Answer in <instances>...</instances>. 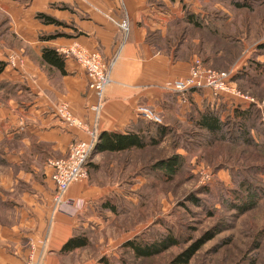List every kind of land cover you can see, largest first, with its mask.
<instances>
[{"label": "rangeland", "instance_id": "374dc122", "mask_svg": "<svg viewBox=\"0 0 264 264\" xmlns=\"http://www.w3.org/2000/svg\"><path fill=\"white\" fill-rule=\"evenodd\" d=\"M238 1L242 0H235ZM244 1L248 6L241 9L230 4V0H176L172 5L168 4L174 11L182 14L186 10L192 13L205 12L208 26L197 28L185 23L173 25L177 19L169 20L164 16V23L155 28L159 30L147 31L144 42L154 55H160L175 66L191 65L187 75L143 88L159 89L166 94L165 104L170 102L172 105L173 102L169 99L172 94L168 90L174 82L185 81L190 77L192 64L196 60L205 69L218 73L229 72L236 76L247 70L249 77L234 79L230 89L237 95L255 99L263 107L259 115L264 120V74H259L252 66L254 61L264 67V52L258 49V45L264 41V0ZM149 3L163 8L164 13L169 12L161 1L149 0ZM121 13L124 16L127 14L123 10ZM54 19L59 25H46L36 18L39 24V41L46 42L49 37L58 39L65 35L64 29L67 26L57 18ZM10 22L9 16L0 14V46L5 45L15 52L17 61L23 66L24 56L28 55L27 58L31 59L34 56L31 55L29 43L10 30ZM213 29L218 32L211 31ZM128 38L123 39L124 43ZM119 58L111 75L112 83L109 88L114 83V71ZM239 67L240 72L237 73ZM4 83L5 81L0 80V113L6 114L10 99L5 98ZM20 87L23 89V84ZM189 96V93L178 96L182 107L178 106L179 109L169 112L165 109L159 111L156 107L145 104L135 107L134 113L140 121L143 120V125L148 124L153 128L154 124H159L172 129L171 134L158 145H149L143 150L133 149L118 154L100 151L102 134L101 119L99 120L96 147L86 166L87 178L78 184L111 189L108 199H111L110 203L116 210L112 212L101 206L107 199L98 201L94 208H89L93 205L90 202L85 216L81 218L85 224L78 231L79 235L87 234L92 241L91 248L83 250V255L90 256L105 248L102 251L107 249L106 256H100L103 264H172L178 257L188 254V264H264V154L249 147L208 141L203 132L188 123L190 116L198 118L196 111H192L193 103L197 106L196 102L193 99L191 103ZM21 101L18 99L19 103ZM184 105L186 106L183 108ZM141 109L156 115L161 123L142 118ZM89 114L92 117L91 123L77 118L92 128L95 123L94 115L91 112ZM73 115L75 116L74 113ZM2 117L3 115L0 119ZM228 131L236 133L234 129ZM14 132L12 127L4 129L3 125L0 126L1 178L19 170L6 159L9 154L15 150L18 153L22 149L29 153V146H24L21 142L14 144L9 139ZM15 133L20 134L19 131ZM86 136L88 140L89 136ZM77 141L79 140L69 145L64 156L52 154L50 149L51 155L45 159L54 161L68 158L72 145ZM26 153L23 163L29 167V154ZM167 161H176V173H167L160 166ZM45 167L50 168L44 164L42 168ZM206 176L210 180L203 183ZM239 179L252 185V193L247 195L242 192L245 195L242 197L244 203H256L254 208L244 213L231 205L234 203V195L231 193L237 189L235 180ZM118 190L123 192L119 193ZM229 193L232 196L227 200ZM4 195L8 196L7 193ZM55 195L56 187L54 199ZM53 212H58L55 201ZM170 228L179 240L178 245L171 246L152 258L139 259L125 246L138 238L140 241H153L156 237H165L171 233ZM103 259L108 263L103 262Z\"/></svg>", "mask_w": 264, "mask_h": 264}, {"label": "crops", "instance_id": "0c3cea01", "mask_svg": "<svg viewBox=\"0 0 264 264\" xmlns=\"http://www.w3.org/2000/svg\"><path fill=\"white\" fill-rule=\"evenodd\" d=\"M157 1L165 3L169 12L164 13L163 8L151 6L149 0H124V7L119 0H0V14L9 16L10 30L29 43L31 55L34 56L32 59L27 58L28 55L24 56L23 66L14 68L7 62V57L16 53L5 45L0 46V62H7L0 80L5 81V98L10 99L6 114L0 113V117L3 115L0 126L3 125L4 129L12 127L15 132H20H14L9 137L14 144L21 142L29 146V153L23 149L18 153L15 150L6 157L19 170L6 178L0 177V264H25L30 245L43 240H46L47 251L43 264H103L100 259L106 256L107 249L102 251L105 248L90 256L83 255V250L92 244L91 239L89 246L83 249L65 253L62 248L84 226V219L81 221V218L85 216L90 202L94 206L89 208H94L98 201L109 197L111 189L73 185L66 197L84 201L86 208L79 210L75 217L62 212L54 213L55 186L50 178L52 170L42 168L53 160L45 159L50 153L64 156L73 141L87 139L84 132L64 125L55 113L56 105L68 102L76 117L91 123L89 109L95 104L96 97L89 88L86 73L74 58L65 56L66 75L56 69L50 73V68L42 63V50L52 48L64 54L80 46L87 51L100 52L106 61L111 60L123 43V35L117 23L121 21L122 10L124 14L127 13L131 32L115 68L114 83L106 93L100 132L124 135L137 132V126H141L134 113L137 105L145 104L159 111L170 110L164 107L167 106L166 94L156 88L143 87L187 75L191 65L175 66L160 55H154L146 46V32L159 30L155 28L164 23V16L169 20L184 18V14L169 7L176 0ZM40 13L62 21L67 26L64 29L66 36L46 42L39 41L36 16ZM193 13L201 14L204 23L208 25L205 12ZM106 16L112 17L115 23ZM237 71H240V67ZM20 84H23V89ZM190 98L192 101L194 99L200 110H203L205 103L216 107L227 105L229 110L237 108L241 103L234 99L218 102L209 92L192 93ZM18 99L22 100L21 103ZM175 101L176 106L180 107L181 100L177 96ZM24 153L29 154V167L24 166Z\"/></svg>", "mask_w": 264, "mask_h": 264}, {"label": "trees", "instance_id": "16d2710c", "mask_svg": "<svg viewBox=\"0 0 264 264\" xmlns=\"http://www.w3.org/2000/svg\"><path fill=\"white\" fill-rule=\"evenodd\" d=\"M230 4H233L238 9L248 6L244 0L238 2H235V0H230ZM36 18L46 25H59V22L56 21L53 17L45 14L40 13L36 16ZM182 23L190 24L197 28H207L208 26L206 25V23H204L201 15L192 13L187 10L184 12V18L177 19L173 25ZM211 31L218 32L217 29H213ZM65 36L66 35L62 37ZM55 39V37H49L47 41ZM258 49L264 52V41L258 45ZM41 59L42 63L47 65L51 70L56 69L62 75L67 74L65 71V56L57 52L56 49L43 48ZM252 64L256 72H259V74L262 75L264 74V67H262V64H259L257 62L255 63L254 61ZM6 67L7 62H0V75L5 71ZM247 69L251 70V67H248ZM246 73L247 70H245L244 73L242 71L238 73L234 79L238 80V78L241 77L243 79L248 78L249 74ZM191 94L189 93V95ZM176 96L178 97V95L169 97L170 101H172L173 104L171 105L169 102L166 107L170 110L179 109V107L176 106ZM190 101L191 103H193L191 98ZM192 108V111H196L198 118L195 119L194 117L190 116V120H188L189 122H186H188L194 129L203 132L207 137V140L211 143H230L235 147L243 146L253 148L256 152L264 154V120L259 115L261 111L256 105H249L247 108L237 107L229 111L227 105L223 104L216 108H213L210 104L205 103L203 110H199L198 107L193 103ZM258 119L261 120L259 121ZM142 121H140L139 123V125L141 126H137V129L139 130L137 132H128L126 135L119 133H102L99 150L114 154L129 152L133 149L143 150L149 145H158L159 142L162 141V139L171 134L172 129H170V127L168 128L164 125L154 124V127L152 128L148 124L143 125ZM233 129L236 130V133H231L230 131H228ZM156 137L160 140L158 141ZM173 162L175 163L169 161L165 163L163 162L160 166H162L167 171V173L174 174L177 171V167L176 161ZM235 181L237 189L233 190L231 193L232 195H234V203H231V205L234 209H237L238 211L244 213L256 206V203H244V199L242 198L243 196H245L242 195V192L247 195L250 194V192L252 193V191H250V189L252 190V185L244 179ZM231 194H228L229 198L227 197V200H230L232 196ZM110 200L111 199L107 198L106 202L101 206L113 212L116 210V208L112 206ZM0 206L2 205L0 204ZM170 232L171 233L166 235L165 237H156L153 241H140V238L134 239L132 241H129L125 246L129 247L137 258L149 259L156 255H159L163 251L169 249L171 246L178 245L179 240L174 236L172 228H170ZM89 244L90 239L88 235H79L77 232L63 246L62 252H73L77 249L86 248L87 246H89ZM189 260L190 256L188 254L185 255V257H178L172 262V264H188ZM103 262L108 263L105 259H103Z\"/></svg>", "mask_w": 264, "mask_h": 264}, {"label": "built area", "instance_id": "2783aa9c", "mask_svg": "<svg viewBox=\"0 0 264 264\" xmlns=\"http://www.w3.org/2000/svg\"><path fill=\"white\" fill-rule=\"evenodd\" d=\"M120 4H124V0H119ZM124 7V6H123ZM111 22L114 19L106 16ZM118 29L123 34V39L128 38L131 32V24L129 16L126 14L122 20L117 23ZM124 46L120 44L116 56L111 60H105L98 51H87L86 49L75 46L70 51H66L62 55L75 59L78 66L83 69L89 81V88L96 95V102L90 107V112L94 115L95 123L92 128L87 124L78 120L71 111L70 105L66 102L59 103L55 107L57 117L64 123L67 128H74L88 135V140H79L71 147L68 158L62 160L49 161L48 166L52 170L51 179L56 187L55 203L58 212L65 213L71 217H75L79 210L86 206L84 201L69 199L66 197L69 189L87 178L86 166L96 147V138L98 136V125L101 119L102 111L106 105V91L112 83L111 75L113 73L117 59L119 58ZM17 55L12 54L7 57V62L14 68H18L20 63L17 61ZM240 71H237V73ZM235 74L229 72H213L202 67V63L196 60L191 67V74L185 81H176L169 89L168 93L172 95H184L190 92H209L214 100L222 102L224 99L239 100L240 108H247L249 105H256L260 110L262 106L250 97L237 95L231 91L230 86L234 80ZM140 116L148 118L155 123H161L156 115L150 113L146 109H141ZM206 176L203 183L209 181ZM46 240L32 243L29 248L28 257L25 264H43L46 256Z\"/></svg>", "mask_w": 264, "mask_h": 264}]
</instances>
